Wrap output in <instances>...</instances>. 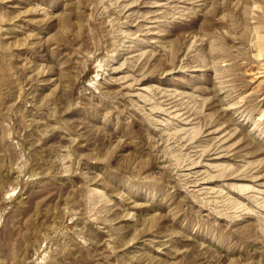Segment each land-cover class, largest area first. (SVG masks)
Instances as JSON below:
<instances>
[{
	"label": "rangeland",
	"instance_id": "rangeland-1",
	"mask_svg": "<svg viewBox=\"0 0 264 264\" xmlns=\"http://www.w3.org/2000/svg\"><path fill=\"white\" fill-rule=\"evenodd\" d=\"M0 264H264V0H0Z\"/></svg>",
	"mask_w": 264,
	"mask_h": 264
}]
</instances>
